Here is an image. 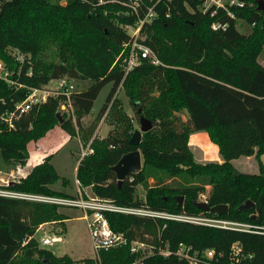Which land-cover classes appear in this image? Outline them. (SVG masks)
<instances>
[{
  "label": "trees",
  "instance_id": "16d2710c",
  "mask_svg": "<svg viewBox=\"0 0 264 264\" xmlns=\"http://www.w3.org/2000/svg\"><path fill=\"white\" fill-rule=\"evenodd\" d=\"M0 0V58L28 86L42 87L52 79H90L86 89L70 95L72 114L57 112L66 95L50 96L16 121L15 128L0 120V171L25 166L28 144L60 127L83 145L93 149L79 162L77 179L81 187L125 206H145L172 213L214 215L251 225V230L218 228L200 224L135 214L108 213L111 227L124 232L129 240L168 249L164 256L143 250L130 251V245L102 250L103 264H190L174 252L180 243L196 249L213 248L225 254L238 242L245 258L241 264H264V167L257 173L243 172L233 159L264 154V64L258 59L264 44V14L257 0H237L229 5L230 16L218 8L212 14L199 9L200 0H145L156 12L154 20L142 27L144 42L161 60L155 65L144 61L125 75L117 57L128 33L119 23H133L136 17L124 13L119 3L98 0ZM253 25L251 33L238 29V20ZM227 23L213 29V22ZM9 46L32 56V75L7 53ZM54 49L57 60H48ZM117 60V61H116ZM112 83L95 121L112 113L117 126L107 136H93L95 121L85 126L87 116L103 87ZM122 86L140 116L153 123L143 132L142 141L130 143L134 118L114 97ZM26 89L14 90L0 80V112L13 109ZM141 108V111H139ZM185 111L184 119L178 113ZM207 132L217 145L221 161H198L189 144L191 134ZM140 148L143 166L121 184L112 166L123 154ZM60 175L51 155L35 165L24 177L0 189L55 196H72L51 187ZM13 180V179H11ZM63 183L69 180L62 179ZM143 184L145 198L137 187ZM209 186V187H208ZM208 188V189H207ZM207 192L210 206L229 205L227 213L204 211L194 204ZM178 195H183L180 204ZM241 199V201H239ZM252 199L254 206L241 208ZM60 205L0 194V264H80L89 258L74 259L56 255L40 246L34 236L40 224L62 221ZM217 264H228L222 258Z\"/></svg>",
  "mask_w": 264,
  "mask_h": 264
},
{
  "label": "built area",
  "instance_id": "2783aa9c",
  "mask_svg": "<svg viewBox=\"0 0 264 264\" xmlns=\"http://www.w3.org/2000/svg\"><path fill=\"white\" fill-rule=\"evenodd\" d=\"M200 1L201 4L199 9L208 11L212 8V14H215L218 8H222L230 16H234V13L229 9V5L239 3L237 0ZM98 2L119 3L126 8L124 13L136 17V20L133 23H119V26L129 35L128 40L122 43L121 53L117 57V60H119V64L124 70L125 75L128 74L133 68L142 64L144 61H148L155 65L162 63L153 49L144 42L145 37H143L144 35L142 33V27L151 23L156 17V12L153 6H148L145 0H98ZM239 4L242 5L243 3ZM211 26L213 29L226 28L227 23L215 21ZM7 53L10 55L13 61L19 64L17 76L20 75L22 66L25 63L30 65L26 74L32 75L33 60L30 53H24L19 48L13 46H9L7 48ZM13 73L14 71L10 70V68L6 65V62L0 58V80L6 81L9 87L14 90L26 89V96L23 99L17 100L14 103L13 109L0 112V120L8 127L15 128L16 121L20 117L27 114L34 105H40L44 103L50 96H58L60 94L66 95V100L60 103L59 111L61 113L66 112L67 114L73 113V107L70 101V95L75 90L73 86V80H68L66 77L57 78L59 80V86L56 88H51L47 84L42 87L28 86L25 83L20 82L18 78H12L11 75ZM0 100L3 103L5 102L4 98H0ZM67 106L71 109L70 113ZM92 151V148H89L88 150H82L80 152V159ZM78 184H80L79 181ZM0 194L15 198L40 202L42 201L58 204L60 206H71L81 209L83 211L82 217L87 222V227L93 242L95 255L90 257V261H84L80 264H103L100 256V252L102 250L117 248L127 244L130 245L131 252L143 250L146 252V256L155 252L164 256L171 254V251L168 249H158L159 251L157 252L153 245H148L147 243L139 240H129L124 232L116 231L111 227L107 216L108 213H124L135 214L139 216L162 217L165 219H173L211 227L251 230V225L214 215L190 214L185 212L172 213L154 210L145 206L120 205L110 199L100 197L94 192H89L84 187L80 188L78 194L69 197L4 189H0ZM199 200L208 202L207 195L202 193L199 196ZM44 225L45 223H43L40 228H43ZM59 240H61L60 236L45 235L42 237L41 242L44 244H51ZM174 253L180 258L185 259L190 264H217V261H221L222 258L225 257L228 259V264H241V260L247 256L242 245L238 242H235L226 254L223 251H217L213 248L203 250L196 249L192 245L185 243H180ZM143 263V258H140L135 260L132 264Z\"/></svg>",
  "mask_w": 264,
  "mask_h": 264
},
{
  "label": "rangeland",
  "instance_id": "374dc122",
  "mask_svg": "<svg viewBox=\"0 0 264 264\" xmlns=\"http://www.w3.org/2000/svg\"><path fill=\"white\" fill-rule=\"evenodd\" d=\"M65 2L66 0L62 1V3H65ZM237 26L241 32L246 33V34L251 33L253 30V25L242 19L238 20ZM143 37H146V36L144 35ZM46 54H47L48 60H51L53 58L54 60H57L54 49H49L46 52ZM258 59L261 63L264 64V44H263V48H262V51ZM91 83L92 81L90 79H74L73 80L74 89L77 91L86 89L88 86H90ZM47 85L51 88H56L59 86V80L52 79L49 81ZM111 86H112V83H109L103 87V89L101 90V92L99 93L98 97L96 98L94 102L91 112L82 119L83 124L85 126L90 125L91 123L95 121L96 115L98 114L101 106L103 105L106 99V96L111 89ZM114 97H117L120 100L123 108L125 109V112H127L130 116L134 118L135 128H140V120L138 116L136 115V111L133 108L132 104L130 103L128 96L126 95L124 87L120 86ZM67 108L70 113L71 109L68 106ZM107 112L101 119H98L97 121H95L96 128L94 130L93 136L97 135L98 137L103 138L105 137L104 134H106L107 136L108 133L110 131H113L115 127L117 126L116 118L112 115V113H109L108 115H106ZM71 114H72V118L75 119L74 113H71ZM71 114H68V115H71ZM178 115H180L184 119L187 118V113L185 111L178 113ZM101 120H104L102 122V126L100 130L98 131V134L97 133L95 134V132H97L96 130ZM194 139L195 138L193 137L192 141H194ZM90 142L91 140L88 142L87 145L86 144L83 145L81 141V146L80 144L78 145V143L76 146H73L74 144V141H73L69 143L67 147H65L63 150H61L58 153V155L55 158L56 159L55 163H56L57 168L59 169L58 173L60 175V178L54 184H52L53 189H56L62 192H67V193H75L77 191V186L75 182L76 175H75L74 165L76 163V160L80 158V152L82 150H88L89 148H91ZM75 147L77 148L76 153L73 152L75 150L71 151L70 153V149H73ZM192 148H193L195 157L198 161H203V162L208 161V160L221 161L219 159L213 158V157H217L216 156L217 154H216V151L213 150V146L211 144L210 146H208L206 143H203L204 150L201 148H197L195 146H193ZM59 160H61V163ZM81 160L82 159H80V161ZM142 160H143V155H142ZM233 162L237 166V168L243 172L257 173L260 170L261 164L264 167V154H258L257 156H240L239 158L233 159ZM26 175L27 173H26V170L24 169V166H19L17 167V169L12 170L8 173L0 171V177L7 181L11 179L16 180ZM63 178L69 180V182L66 184L63 183V180H62ZM79 186L81 187V184H79ZM91 187H92L91 185L84 186V188L87 189V191L89 192H92ZM137 190H138L139 196L142 199H144L145 194H146V189L144 188V185L142 183L138 185ZM203 193L207 195V192H203ZM239 201H241V199ZM58 210L64 215H66L67 218L63 219L62 221L45 222V225L43 226V228H40V226L43 223L40 224L34 236L36 237V239H38L39 242H41L42 237H44L45 235L60 236L61 240L53 242L51 244H44L41 242L40 246L51 250L56 255L68 254L74 259L93 257L95 255V250L93 247V242L90 236V232L87 227V222L82 217L83 211L79 208L71 207V206H60Z\"/></svg>",
  "mask_w": 264,
  "mask_h": 264
},
{
  "label": "crops",
  "instance_id": "0c3cea01",
  "mask_svg": "<svg viewBox=\"0 0 264 264\" xmlns=\"http://www.w3.org/2000/svg\"><path fill=\"white\" fill-rule=\"evenodd\" d=\"M103 121L104 120H101V122L99 123L98 128L96 130L97 132H95V134L96 133L98 134V131L100 130ZM104 136H106V134H104ZM193 137L195 138L194 141H192ZM73 141H74L73 146H76L77 143L78 145L80 144L81 146V141L79 137H72L66 130L60 127H54L50 129L39 140L29 142L28 144L29 158H28L27 164L24 166L26 173L28 174L35 165L41 163L49 155H51V162L55 166L56 170L59 172V169L57 168L56 163H55V160H56L55 158L61 150H63L65 147H67L69 143ZM203 143H206L208 146H210L211 144L213 146V150H215L217 154L216 155L217 157H213V158L221 160L220 155L218 153V147L216 144H214L210 140L207 132L202 131V132H196V133L191 134L190 139H189V144L191 147L195 146L197 148L203 149ZM76 149H77L76 147L73 149H70V153L73 150H75L73 152L76 153ZM59 161L61 163V160ZM79 161H80V158L76 160V163L74 165V170H75V175H76L75 182L77 186V191L75 193H68L70 195L78 194L81 188L77 181L78 180L77 179V167H78Z\"/></svg>",
  "mask_w": 264,
  "mask_h": 264
},
{
  "label": "water",
  "instance_id": "95a60500",
  "mask_svg": "<svg viewBox=\"0 0 264 264\" xmlns=\"http://www.w3.org/2000/svg\"><path fill=\"white\" fill-rule=\"evenodd\" d=\"M257 9L261 10L264 14V0H257ZM141 111V108H139ZM57 117L59 121L62 122L64 120L63 115L60 111L57 112ZM153 123L150 119L145 117L144 115L140 116V128H136L133 132V135L130 138V143L134 146H137L142 141V134L143 132L149 131L152 129ZM143 160H142V153L139 148L131 150L122 155L119 161L114 164L111 168L115 172L118 183L121 184L128 176L132 173L139 172L142 169ZM14 180H4L0 177V185H7L12 184ZM177 199L179 203H183L184 196L178 195ZM194 204L204 211H211L218 214L227 213L229 210V205L227 204H218L214 206H210L208 202L196 200ZM254 206V201L252 199H247L241 204V208L249 209Z\"/></svg>",
  "mask_w": 264,
  "mask_h": 264
}]
</instances>
